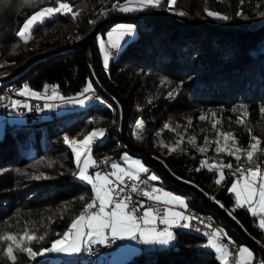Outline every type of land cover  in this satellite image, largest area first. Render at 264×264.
<instances>
[{
    "label": "trees",
    "instance_id": "trees-1",
    "mask_svg": "<svg viewBox=\"0 0 264 264\" xmlns=\"http://www.w3.org/2000/svg\"><path fill=\"white\" fill-rule=\"evenodd\" d=\"M127 1L69 0L75 18L71 14H54V18L36 26L25 42L16 35L17 29L38 7L51 5L49 0L28 3L0 0V73L31 54L54 48L0 79V85L7 83L16 88L25 82L33 89L42 90L49 83L58 93L70 95L89 80L102 96L60 114L54 109L53 114L47 113L45 118L42 115L36 121L4 123L0 134V237L9 234L19 241L25 233L42 236V240H24L21 246L36 252L48 248L91 202V185L74 176L72 153L63 137H78L97 125L104 127L105 135L94 140L90 150L103 160L105 167L110 159H118L122 151L139 156L147 172L158 178L156 183L183 194L191 208L213 216L233 244L244 242L252 246L232 223L203 203L195 191L172 182L153 162L124 146L118 135V103L93 77L87 48L59 47L72 36L87 32L108 13L119 11L129 12L122 18L134 23L135 34L113 51L105 68L99 66L107 82L127 97L128 136L161 159L176 176L215 199L264 249V231L256 223V216L245 207H237L228 189L230 171L236 167L259 166L264 172V0H176L172 6L168 0H161L158 7L120 11L119 5ZM105 8L110 9L99 14ZM141 10L167 12L184 21L138 14ZM206 10L228 19L209 16ZM180 12L185 14L179 15ZM200 18L216 28L246 33L222 32L191 21ZM111 22L96 25L93 41L96 32L102 33ZM213 106L241 114L243 122L238 125L244 131L249 127L253 133L260 134L254 164H249L246 154H239L241 159L237 161L229 152L213 151L214 142L182 116L188 115L182 113L188 110ZM165 124L169 127L165 128ZM246 140L245 134L240 136L239 144ZM202 148L205 150L201 151ZM205 159L217 160L216 167L232 165L222 167L224 175L219 184L215 168L206 166ZM205 238L206 235L190 228H175L172 242L149 243L118 264H218L213 250L203 245ZM8 243L12 242L0 239V264H47L38 255L32 257L18 251L15 243L16 259H9ZM252 249L254 262L257 251L253 246ZM59 260V264H93L89 260L80 261L77 256ZM252 260L245 264H252Z\"/></svg>",
    "mask_w": 264,
    "mask_h": 264
},
{
    "label": "snow or ice",
    "instance_id": "snow-or-ice-1",
    "mask_svg": "<svg viewBox=\"0 0 264 264\" xmlns=\"http://www.w3.org/2000/svg\"><path fill=\"white\" fill-rule=\"evenodd\" d=\"M25 3H28L29 0H24ZM43 2V0H41ZM130 2V0H129ZM176 0H168L169 6L175 4ZM49 3L52 6H47L40 8L39 11H36L30 17H27L24 22L23 26L19 28L16 35L24 39L25 42V34L29 33L36 27L43 23H45L46 19L54 18V14H71L73 18H75L76 13L73 11V5L69 2V0H49ZM161 4V0H138V6L141 8L154 6L158 7ZM115 7V5H114ZM120 11H132L131 7L128 4L120 5ZM207 11L209 16H216L222 19H228V17H221L219 13L213 11ZM179 15H184L185 13L180 12ZM239 14V13H238ZM132 25H119L117 26V31L119 32V38L122 39L125 35H131ZM113 33H108L109 42L113 48L118 47L117 43L111 41ZM103 48V44L101 45ZM104 63L107 65L108 63V56L105 54ZM91 84L89 83L88 86L84 89V92H88L91 90ZM21 96H32L34 98H40V94L30 90L29 88L25 87L19 93ZM56 98V93L53 92L52 96L49 99ZM77 103H84L83 100H77ZM19 101H14L12 107H17L19 105ZM23 107L28 108L29 105L23 104ZM47 108L53 107V105H45ZM264 111V109H262ZM215 115V114H213ZM204 119V117H200ZM238 122L242 123L243 119L240 118ZM165 128H168L169 125L165 124ZM215 127V123L213 124ZM104 130L101 129L99 131L93 130L85 135L81 140L77 141L75 139H70L67 135L63 137L64 143L68 144L71 148L73 153L75 154L77 165L79 167L81 156H84L85 159L83 160V167L79 169V179L85 181L87 184L92 186L93 192L95 193L94 198H92L91 202L87 203L84 206L83 211L73 219L67 230L64 231L62 234L59 235L58 239H55L51 242V246L45 248L43 251H33L31 247L21 246V242L24 240L32 241L35 239H43V237H36L34 235H29L25 233L23 236L17 238L13 235L6 234L0 239L5 241H11L12 243H8L6 252L9 259L15 261L16 257L13 254V243L16 245V249L18 251L26 252L29 256L35 257L37 255H44L45 253L51 252H79L81 251V246L86 243V241H92L93 237H103L96 242L104 243L107 239V234L104 232L105 229L110 231L111 237L113 239L120 238L123 239L125 236L128 238H135L137 232L140 233L141 237L146 235L145 231L141 229V225L137 222L138 219L143 221V224L148 225L153 222L154 214L152 209H146L143 212L142 217H137L133 214V212L127 211L128 198L125 197L124 199H115L114 192L111 187H107L110 185V180L107 174L101 176L99 173H96L95 176L90 175L87 171L90 163H95L90 160L88 153H90V145L95 138L103 135ZM220 135V133H218ZM224 138L227 140L229 137H232L231 133H224ZM234 139V137H233ZM252 140H255L256 143L250 145L251 151L246 152V158L249 164H254V152L258 149L259 141L256 137H252ZM191 142V141H190ZM217 143H219L217 141ZM79 146V147H77ZM205 149H201L204 151ZM224 148L217 147V151H224ZM237 151H241V149L237 148ZM229 155H235L237 161L241 159L240 155H236L235 152L229 150ZM136 167L143 172H147V169L143 167V165L137 162ZM212 167H216L213 165ZM220 167H229L231 168L232 165H221ZM113 169H117L118 171L113 172L112 175L116 177L121 183H123L122 176H129L133 179H138L133 173H129L124 169H121L119 165L112 164ZM242 172V179H243V186L241 188L239 181L233 183L230 191L236 194V206L237 207H245L246 205L248 208L253 212V215H256V208H259V211L264 213V173H262L261 168L257 167H249L246 170H239ZM223 172L220 173V179L216 181L217 184L221 182L223 179ZM151 180L158 179L155 175L150 177ZM155 191V189L153 190ZM146 196H149L150 199L160 200L159 196H152L149 192L144 193ZM164 196L168 199L165 200V203L169 202H176L184 207L187 205L184 201L177 197L173 196L170 193H164ZM83 199V197H81ZM258 200V203H257ZM97 201L99 203L97 204ZM256 207H253V205ZM111 206L110 211H106V207ZM99 207V212H91L89 213L90 209H94ZM167 216L172 217L171 220L168 218H162L161 223L167 224L171 226L175 223L176 220H191L192 217H187L181 212H174L171 209L168 210ZM188 224H184L183 227H188ZM259 226L264 229V218L259 221ZM153 231H155L153 229ZM210 238L208 240V246L215 248V250L220 253V259L225 261L226 264V256L228 255L226 248L222 247L221 245L216 243V237L219 235L218 232H214L209 234ZM173 234L168 231V229H164L162 232H156L155 237L152 241L144 240L145 243L147 242H159L162 244H167L173 239ZM244 254H247V257L251 258L252 253L246 247L239 248V255L241 258H244ZM235 264V262H234Z\"/></svg>",
    "mask_w": 264,
    "mask_h": 264
},
{
    "label": "rangeland",
    "instance_id": "rangeland-1",
    "mask_svg": "<svg viewBox=\"0 0 264 264\" xmlns=\"http://www.w3.org/2000/svg\"><path fill=\"white\" fill-rule=\"evenodd\" d=\"M124 4H122V5H124ZM126 4H128V6L131 7V8L139 7L138 6V0H130V2L128 0ZM47 6H52V5H48V4L42 5V6L38 7L36 10H34L33 12H31L28 16H26V18L30 17L31 15H33L36 11H39L40 8L47 7ZM109 9L110 8H105L99 14H101V13L102 14H106L109 11ZM158 12H162L163 13V11H158ZM128 13L129 12L116 11V12L108 13L107 15H109V14H128ZM164 13H167V12H164ZM107 15H105V16H107ZM105 16H104V18H105ZM175 17L184 20V18H180V17H177V16H175ZM200 19H203V18H200ZM24 20L22 21V23L19 26V28L23 26ZM205 21H207V20H205ZM119 25H132L133 27H132V30H131V35H125L122 39H120L119 38V32L117 31V26H119ZM19 28L17 29V31L19 30ZM110 32L113 33V35L111 37V41L114 42V43H117L119 45L116 48H113L111 46V43L109 42L108 33H110ZM134 34H135L134 23L131 20L124 19V18H120V19L112 21L111 24L107 28H105L102 33H101V31H97L96 34H95V37H94V42H95V47H96V51H97V55H98V62L100 64V66L102 68L106 67V65L104 63L105 54H107L108 60H109V58L113 55V51L119 50L120 47L125 43V41L127 39L133 37ZM28 35H29V33H26L25 34V38ZM75 36L76 35H74L72 37H75ZM102 44H103V48L101 47ZM89 83H90L89 80H86V82L82 86L81 90L76 91L75 93L70 94V95H62V94L58 93L56 88H54L52 91L53 92L55 91V93H56L57 102H56L54 108H52V109L51 108H47V107L45 108V110L42 113L43 117L44 118L48 117L47 113L48 114L49 113L53 114L54 113V109H55L56 114H60V113H63L65 111H67V110L68 111L69 110H74V109H77L79 107L85 106L86 104L91 102L93 99L94 100L101 99V98H93L92 99V97H90L87 94V92L86 93L84 92V89L88 86ZM3 85H7V83L3 84ZM3 85H0V88L3 87ZM11 86L13 87V85H11ZM26 86L27 85H23V84L19 85L18 88H17L18 92L22 91ZM91 86H92V84H91ZM91 90L98 91L96 88H91ZM53 92L48 97L52 96ZM77 100H83L84 103H82V104L81 103H77L76 102ZM182 113H187L188 114V115H182V116L186 119L187 122L190 123V125H193L196 129H200L202 131V133L208 138V140H211V141L214 142V144L212 145L213 151H216L217 147H221V148L225 149L222 152H229V150H231V151L235 152L236 155L246 154L247 151H251L252 150L250 148V145L253 144V143H256L255 140H252V137H256L258 141L261 138L260 134L253 133L249 127H246V129L244 131L243 127L238 125V123H240V122H238V120L241 117H243V116L241 114L238 115L235 112H232L231 110H228V109H226V110L222 109L221 110L220 108L218 109L217 107L213 106V107H207L204 110H198V111L188 110V111H185V112H182ZM213 114H215V115H213ZM202 116L204 117V119L200 118ZM24 119H25V121H29L27 119V116L24 115L22 112H16V111L12 110L10 107H8L5 111H1L0 112V134H1L2 126L4 125V123H17V122H22ZM214 123H215V127H213ZM101 129L104 130V127L95 125V126H92L89 130L83 132L80 136H78V137H69V138L79 141L85 135H87L89 132H91L93 130L99 131ZM218 133H220V135H218ZM224 133H231L232 137H229L227 140H225L224 135H223ZM244 134L247 137V140L243 144H239V138H240V136H243ZM104 135H105V130H104L102 136H99L98 138H95V139H101ZM233 137H234V139H233ZM217 141L219 143H217ZM202 145H204V144H202ZM77 147H79V146H77ZM89 147L91 148V145ZM69 148L71 150L72 159H73V163H74V166H75V168H74V176L79 179V169H80V167L84 166L83 165V160L85 159V157L81 156L80 165L78 167L75 154L73 153L72 148L70 146H69ZM237 148L241 149V151H237ZM88 156L90 157V160L93 161V155L91 153V150H90V153H88ZM233 156H235V155H233ZM137 162L139 164L143 165V167L145 168V165H144L143 161L140 159L139 156L133 155V154L127 152V151H122L120 153L118 159H110L108 161V165H106V171L96 169L95 166L93 165V163H90L87 171H88V173L90 175H93V176H95L96 173H99L101 176L107 174L108 177H109V176L112 175L113 172L118 171L117 169H113L112 168V164H117V165L120 166L121 169H124L125 171H127L129 173H133L134 175H137V174L142 172L136 167ZM217 162H218L217 160H216V162L215 161L214 162H210V161H207L206 159L204 160V164L206 166L217 165ZM251 167H256V166H251ZM214 168H215V171H216V180H218V179H220V173L223 172V170H222V167H220V165H218L217 167H214ZM247 168H249V167H247ZM247 168H244V169H241V170H246ZM234 169H238V168L236 167ZM234 169H232L231 171H235ZM261 171H262V173H264L263 170H261ZM240 173L242 174L241 171H240ZM146 175L151 177L153 174L148 171L146 173ZM112 177H115V176L112 175ZM238 181H239L240 186L242 188L243 179L240 182L239 178L237 177V178H231L230 182L228 183V189L230 190L232 185H233V183H236ZM91 188H92V186H91ZM154 189L155 190H159V184L156 183V182H152V190H154ZM169 190L170 189L165 188V187L161 188L162 194L164 192H168ZM170 191L173 192L172 194L174 196H177V197L181 198L184 201V203H185V199L183 198L182 194H180L178 192H174L172 190H170ZM232 193L234 194V197L236 199V194L234 192H232ZM92 194L94 195L93 189H92ZM173 203L178 204L176 202H173ZM257 203H258V200H257ZM178 205L182 206L180 204H178ZM246 207H247V210L250 213H253L248 208L247 205H246ZM253 207H256V205L254 204ZM164 209H165V212L167 213L168 206H166V207L164 206ZM256 209H257L256 211L258 212L259 208H256ZM144 210H146V208ZM144 210H143V212H144ZM73 219H75V218H73ZM257 219L260 221L262 218H261V216L258 215ZM162 229H163V227H162ZM66 230L67 229H65L64 231H66ZM58 238H59V236L54 238L53 240L58 239ZM207 240H209L208 237H206L203 240V245L206 246V247H208L206 245L207 244ZM217 244H219V243H217ZM162 245H164V244H162ZM234 245L236 246V257H235V263L236 264H242V263H244L246 261L249 262V261L252 260V257L251 258L247 257V254H244V258H241L240 255H239V248L240 247H246L252 253L251 248L248 245H246V243L238 242V243L233 244V246ZM50 246H51V243H50V245L48 247H50ZM83 246H85V245H83ZM82 247H81V251L76 252V253H73V252H52V254H53L52 256H49L48 253H45L44 255H38V256L43 258V262H46L47 264H59V262H60L59 256H58L59 254L62 255V257H61L62 260L72 259L73 257L77 256L80 261L89 260L93 264H100V260L103 261V259H104V261H105L106 257L111 256V254H113V252L117 248V246L115 245L109 251V253L100 252V253H98V255L94 256L92 254H87L86 253L87 248H85V247L82 248ZM44 249L45 248H41L37 252L43 251ZM218 256L220 257V253H218ZM257 256H258V252H257ZM125 257L126 256H122L121 258H118L117 260H113V262L109 263V264H118ZM230 259L232 260V258H230ZM231 260L229 261L228 259H226V264H232L233 260L232 261ZM219 261H220L219 264H225V261H222L221 259H219ZM252 264H253V260H252ZM260 264H262V262H260Z\"/></svg>",
    "mask_w": 264,
    "mask_h": 264
},
{
    "label": "built area",
    "instance_id": "built-area-1",
    "mask_svg": "<svg viewBox=\"0 0 264 264\" xmlns=\"http://www.w3.org/2000/svg\"><path fill=\"white\" fill-rule=\"evenodd\" d=\"M51 84L47 83L42 91L46 92L49 90H53ZM87 94L89 96L98 95L92 91H88ZM14 101H19V105L17 107H12ZM55 100L54 99H43L34 98L30 95L28 96H21L20 94L15 93V88H7L0 92V112L6 110L10 107L12 110L16 112H23L24 115L30 117L31 115L35 114H42L45 110V105H53L54 106ZM23 104L29 105L28 108L23 107ZM93 165L98 170L106 171L105 164L101 158L98 156L93 155ZM232 178L238 177L237 171H230ZM138 179H133L129 176L122 177L123 183L116 179V177L109 176L110 185L114 192L115 199H124L125 197L128 198V211L133 212L134 215L137 217L141 216L142 208L152 209L153 213L159 217L163 216L164 211V202L160 200L150 199L149 196H146L144 193L149 192L152 196H159L161 193L162 186L159 184V190L153 191L151 189V182H158L157 180H151L149 176L146 175H135ZM98 204V203H97ZM111 206H108L109 208ZM98 207L94 209H90L89 211L96 210ZM189 217H192L189 220V225L192 227H197L205 231V235L211 234L213 231L218 232L219 235L217 239L225 245L229 250V258H233V243L232 241L227 238L223 232H221L220 227L217 223L212 221V216L206 214L200 210H196L194 208L189 207L188 209ZM115 244V239L110 236H107V239L104 243H99L94 240L89 241L86 248V252L91 254H98L99 252H108L110 251ZM254 260H260L259 256H257Z\"/></svg>",
    "mask_w": 264,
    "mask_h": 264
},
{
    "label": "water",
    "instance_id": "water-1",
    "mask_svg": "<svg viewBox=\"0 0 264 264\" xmlns=\"http://www.w3.org/2000/svg\"><path fill=\"white\" fill-rule=\"evenodd\" d=\"M138 14L142 13H147V14H152L156 16H163L166 18L174 19L178 22H183L184 20L176 18L174 15L170 13H162L158 12L155 10H141L137 12ZM126 14H109L102 20H100L96 25L105 22V21H114L117 19L122 18ZM191 21H198L210 28L216 29L218 31L222 32H228V33H233V34H244L246 32H240V31H234V30H229V29H221V28H216L209 22L205 21L204 19H192ZM95 24H93L87 32H85L82 35L71 37L68 41L62 43L59 47H78V46H84L87 48L88 51V56H89V64L91 68V72L93 77L95 78L96 82L99 84V86L106 91L117 103L119 106V119H118V135L121 138L124 146L131 151H134L136 153H139L143 155L147 160L153 162L166 176L168 179H170L172 182L187 187L193 191H195L201 201L205 204H208L212 206L219 214H221L228 222L232 223L238 230V232L243 235L247 242H249L258 252V256L261 259L262 264H264V249L263 247L250 235L248 234L244 228L240 225V223L232 216L230 213H228L215 199L209 197L206 195L198 186L194 185L193 183L184 180L178 176H176L167 166L166 164L156 157L155 155L151 154L145 147L138 145L134 143L130 137L128 136L126 132V126H127V120L129 116V110L130 107L128 105L127 97L124 95H121L118 91H116L105 79L103 73L101 72L99 62H98V55L96 51V47L93 41V34L95 32ZM264 25V21L262 23V26ZM54 49V48H53ZM53 49L46 50L43 52H39L37 54H31L27 56L23 62L17 64L10 70L6 72L0 73V79H3L13 72L21 69L30 59L42 55L46 52L52 51Z\"/></svg>",
    "mask_w": 264,
    "mask_h": 264
},
{
    "label": "crops",
    "instance_id": "crops-1",
    "mask_svg": "<svg viewBox=\"0 0 264 264\" xmlns=\"http://www.w3.org/2000/svg\"><path fill=\"white\" fill-rule=\"evenodd\" d=\"M27 85L25 82H23V83H21V85ZM26 87H28L30 90H32V91H34V92H37V93H39L40 94V97H42L43 99H49V95L53 92L52 91V89L51 90H49V91H46V92H44V91H42V90H36V89H33V88H31L30 86H26ZM18 87H16L15 88V93L16 94H19L20 92H18V89H17ZM91 88H93V86L91 87ZM55 92V91H54ZM54 100H55V103H54V107H55V104H56V102H57V100H56V98H54ZM52 109V108H51ZM96 140V139H95ZM94 142V141H93ZM92 142V143H93ZM241 169H243V168H238V169H236L237 171H238V178H239V180H240V182L242 181V174L240 173V171L239 170H241ZM140 174V173H139ZM139 174H137V175H139ZM112 176V175H111ZM146 176H148V175H146ZM122 177H124V176H122ZM150 177V176H149ZM157 181H158V179H156ZM107 187H109V185L107 186ZM171 190V189H170ZM168 191V192H164V193H170V194H172L173 192H171V191ZM172 191H174V190H172ZM174 192H176V191H174ZM231 192V191H230ZM164 193L162 194V192H161V194H160V199L164 202L165 200H167L168 198L167 197H165L164 196ZM179 193V192H178ZM181 194V193H180ZM231 194H232V197H233V201H234V203L236 204V199H235V197H234V194L231 192ZM173 195V194H172ZM94 196H95V193H94V195H93V198H94ZM174 196V195H173ZM182 196H183V198L185 199V204L187 205V203H186V197L182 194ZM174 201H172V202H169V203H165L164 202V206L166 207V206H168V210L169 209H171L172 211H174V212H181V213H183L185 216H187V217H189V213H188V209H189V207L190 206H188L187 205V207H182V206H179L178 204H175V203H173ZM97 203H99V201H97ZM245 208L247 209V207L245 206ZM145 209V207L144 208H142V210H141V216L140 217H142L143 216V210ZM146 209H148V208H146ZM111 210V208L109 207V208H107L106 207V211H110ZM168 210H167V212H168ZM257 210V209H256ZM94 212H99V207L96 209V210H93ZM93 211H89V213H91V212H93ZM128 211V210H127ZM129 212H131V211H129ZM249 212V211H248ZM257 212V211H256ZM250 213V212H249ZM251 214H253V213H251ZM79 215V214H78ZM261 216V218H264V213H262V212H260L259 210H258V212H257V214L255 215L256 216V223L259 225V220L257 219V216ZM77 216V215H76ZM76 216L74 217V218H76ZM162 218H168L169 220H171L172 219V217H170V216H167V213L165 212V209H164V211H163V216L162 217H159V216H155V214H154V218H153V222L151 223V224H148V225H145V224H143V221L142 220H140V219H138V223L141 225V229L143 230V231H145V233H146V235L144 236V237H141L140 236V233L139 232H137V234H136V237L135 238H128L127 236H125V238H123V239H120V238H115V244H114V246L116 245L117 246V248H116V250L113 252V254H111V256H109V257H106V259H105V261H104V259H103V261H101L100 260V264H109V263H112L113 262V260H117L118 258H121L122 256H127V255H129V254H131V253H133V252H135V251H137L138 249H140L141 247H143V246H145V245H147V244H149V243H154V244H157V245H162V243H159V242H147V243H145L144 242V240H149V241H152V239L155 237V235H156V232H162L164 229H168V231H170L172 234H173V237H174V229L175 228H190V226H188V227H183V225L184 224H188L189 225V220H176L175 221V223L174 224H172L171 226H169V225H167V224H164V223H161L160 221H161V219ZM162 227H163V229H162ZM260 227V226H259ZM261 228V227H260ZM153 229L155 230V231H153ZM263 231H264V229H262ZM104 232L107 234V236H110L111 237V234H110V231L108 230V229H105L104 230ZM215 231H213L212 233H214ZM206 237H208V238H210V235H207ZM100 239H103V237H93V240L95 241H98V240H100ZM173 241V239L171 240V242ZM88 242L89 241H86V243H84L83 245H85V246H81L82 248H86V246H87V244H88ZM216 242L217 243H219L222 247H224V248H226V250H227V253H228V255L226 256V259H228L229 261L231 260L230 258H229V250H228V248L225 246V245H223L218 239H217V237H216ZM207 246H208V240H207V244H206ZM246 245H248V244H246ZM113 246V247H114ZM250 248H251V251H252V259H253V249H252V246H250V245H248ZM208 247H210L212 250H213V252H214V255L216 256V258H217V260H218V264H219V259H220V257L218 256V252L215 250V248H213V247H211V246H208ZM109 253V252H108ZM58 255V254H57ZM59 256V258H61L62 257V255H58ZM235 257H236V246L234 245V249H233V261H232V264H234V262H235ZM247 262V261H246ZM246 262H244V263H242V264H245ZM236 264V263H235Z\"/></svg>",
    "mask_w": 264,
    "mask_h": 264
},
{
    "label": "bare ground",
    "instance_id": "bare-ground-1",
    "mask_svg": "<svg viewBox=\"0 0 264 264\" xmlns=\"http://www.w3.org/2000/svg\"><path fill=\"white\" fill-rule=\"evenodd\" d=\"M7 88H12V87L9 86V85L4 86V87H1V88H0V92L3 91V90H5V89H7ZM90 91H92V92L98 94V95H94V96H90V97H92V98H102L101 94H100L98 91H95V90H90ZM51 108H54V106L51 107ZM22 113H23V112H22ZM41 115H42V114H35V115H31L30 117L27 116V119H28L29 121H32V120H35V121H36V120H38V119L41 117ZM151 189H152V182H151ZM206 214H208V213H206ZM209 215H210V214H209ZM212 221L216 223V221H215V219H214L213 216H212ZM189 226H190V225H189ZM219 227H220V226H219ZM190 229L193 230V231H195V232H197V233H200V234L205 235V231L202 230V229H200V228L190 226ZM220 230H221V232H223L224 235L227 237L226 233H225L221 228H220ZM227 238H228V237H227ZM87 254H91V253L87 252ZM92 255H94V254H92ZM233 259H234V258H232V260H233ZM260 262H261V260H255V261L253 262V264H260Z\"/></svg>",
    "mask_w": 264,
    "mask_h": 264
}]
</instances>
